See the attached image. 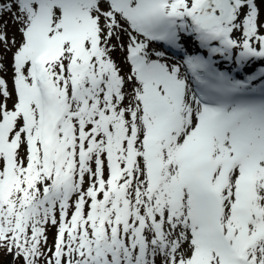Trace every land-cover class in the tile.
Listing matches in <instances>:
<instances>
[{"label": "snow or ice", "instance_id": "obj_1", "mask_svg": "<svg viewBox=\"0 0 264 264\" xmlns=\"http://www.w3.org/2000/svg\"><path fill=\"white\" fill-rule=\"evenodd\" d=\"M0 252L264 264V0H0Z\"/></svg>", "mask_w": 264, "mask_h": 264}, {"label": "rangeland", "instance_id": "obj_2", "mask_svg": "<svg viewBox=\"0 0 264 264\" xmlns=\"http://www.w3.org/2000/svg\"><path fill=\"white\" fill-rule=\"evenodd\" d=\"M5 19H8L7 17H5ZM13 34L16 35V39L17 41H19V34L16 33V26L9 23V27H8V35L11 37ZM11 53H7V59L5 61V63H8L10 64L11 63ZM117 58L119 59L120 58V54L117 53ZM126 67H125V71H126ZM8 77H9V83H11V80H10V77H11V69L9 68V71H8ZM54 229L50 230L49 232V244L52 243V238H53V234H54ZM11 257L7 256L6 253H3V252H0V264H5L6 261L10 260Z\"/></svg>", "mask_w": 264, "mask_h": 264}]
</instances>
